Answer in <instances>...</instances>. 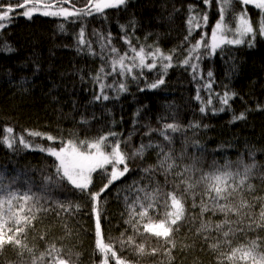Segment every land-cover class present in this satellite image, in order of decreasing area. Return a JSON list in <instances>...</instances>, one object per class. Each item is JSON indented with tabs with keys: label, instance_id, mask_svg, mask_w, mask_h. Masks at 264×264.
Wrapping results in <instances>:
<instances>
[{
	"label": "trees",
	"instance_id": "trees-1",
	"mask_svg": "<svg viewBox=\"0 0 264 264\" xmlns=\"http://www.w3.org/2000/svg\"><path fill=\"white\" fill-rule=\"evenodd\" d=\"M190 5L197 12H207L208 25L202 31L207 32L210 39L218 19L217 3L209 7L201 5L199 0H127L125 6L106 10L105 16L97 15L86 21V32H110L112 43L123 52L127 49L122 39L126 31L133 44L158 46L168 53L179 50L187 34ZM240 7L233 3L226 14V23L230 14L238 12ZM248 7L256 27L259 10ZM61 23L65 24L64 32L58 28ZM121 26H124L123 30ZM79 27V23H68L60 18L34 15L29 20L17 15L6 29L0 31V141L6 135L3 130L7 127L14 129L12 135L17 138L12 149L0 143V175L5 184L15 179V186L23 185L22 191L28 185L37 191L46 183L45 177L57 179L54 165L58 162L41 152V147L59 148L61 140L66 143L72 139L78 143L115 131L121 134L122 140L130 138L125 149L129 155L141 143L151 141L163 144L166 152L171 149L174 157L185 153L183 163L177 159L181 167L191 163L192 159H199L201 164L198 166L204 171L211 170L213 161L217 166L235 165L240 160L255 164L250 182L254 186V195L264 198V37L257 35L252 46L247 41L236 46L225 45L214 56L202 60L200 67L205 78L208 71L213 73V91L222 94L228 90L236 95L223 112L212 110L221 107L214 97L213 105L201 113V101L195 99L197 82L192 79L190 69L180 66L182 55L174 57V66L169 68L163 77L164 84L158 88L148 89L144 79L129 80L127 91L119 96L109 91V100H94L97 88L92 76L101 61L77 51ZM194 35L196 39L200 38L199 33ZM93 40V47L98 50L95 38ZM7 47L13 50L9 52ZM156 75L155 71L146 73L147 82L154 81ZM142 88L145 90L141 91ZM200 95L207 99L203 90ZM241 113H244V119H234ZM166 123L181 128L174 133L169 130L171 144L159 135ZM29 131L52 135L57 141L53 144L40 137H31ZM21 135L31 148L18 144ZM157 151L159 149H148L143 158L129 160L131 171L105 193L102 212L106 217L103 221L106 240L117 241L126 228V235H132V230L124 223L128 218L124 197L132 195L129 188L134 183L149 184L143 169L157 165ZM103 177L101 172L93 174L92 191H99L105 182ZM172 179L170 174L169 182ZM164 180L165 177L157 173L151 186L155 187L157 182L163 185ZM48 196L49 204L56 200L72 201L80 204L81 210L74 215L62 213L59 217L54 212H41L36 226L27 231L25 240L32 253L25 252L21 257L6 247L0 253V262L32 264L34 257L38 258L55 243L71 256L73 264H99L100 256L94 243V219L87 198L80 199L79 194L62 190L55 184H48ZM260 203H264V199ZM186 208L189 215L199 211L191 210L190 201ZM258 211L259 203L257 215ZM212 219L219 221L222 217L217 215ZM198 226L197 220L185 224L174 234L177 246L171 261L163 255L137 256L130 251H120L118 244L117 250L132 264H217L218 253L205 247L203 239L196 236ZM40 236L45 239L41 240ZM257 236L264 239V232L250 233L244 240ZM140 242L145 241L141 238ZM147 245L149 250L158 246L151 238Z\"/></svg>",
	"mask_w": 264,
	"mask_h": 264
},
{
	"label": "snow or ice",
	"instance_id": "snow-or-ice-1",
	"mask_svg": "<svg viewBox=\"0 0 264 264\" xmlns=\"http://www.w3.org/2000/svg\"><path fill=\"white\" fill-rule=\"evenodd\" d=\"M214 2L217 3L218 19L212 27L210 39L207 32L202 31L208 25L207 12H197L190 5L187 34L180 49H173L168 53L158 46L133 44L126 31L122 39L127 49L123 52L112 43L110 32H86V21L97 15L105 16L106 10L125 6L127 0H0V31L6 29L17 15L29 20L34 15H42L60 18L72 24L79 23L76 34L77 51L98 57L101 61L98 71L92 76V82L97 88L94 94L96 101L109 100V91L115 92L117 96L127 91L129 80L144 79L148 89L158 88L164 84L163 77L167 75L169 68L174 66V57L182 55L180 66L190 69L192 79L197 82L195 99L202 104L199 111L205 113L213 105L215 97L221 107L212 110L223 112L236 94L228 90L222 94L214 92L213 73L208 71L206 79L200 67L201 62L214 56L225 45H241L247 41L252 46L257 35L264 37V0H199L201 5L209 7ZM234 2L241 6L240 10L232 12L226 23V14ZM248 6L259 10L260 19L256 22V27L253 26ZM58 28L60 32H64L65 24H59ZM121 28L123 30L124 26ZM194 33H199L200 38L196 39ZM93 38L98 50L93 47ZM7 50L11 52L13 49L7 47ZM154 71L157 73L156 79L147 82L146 73ZM202 90L207 93L206 100L200 95ZM244 118V113L234 117ZM169 130L174 133L181 131V128L176 124L166 123L159 131L163 140L171 144ZM3 132L6 135L0 143L12 149L17 143V138L12 135L14 129L7 127ZM28 135L53 144L57 141V137L39 131H29ZM120 137L121 134L108 131L78 143L72 139L66 143L61 140L59 148L41 147V152H46L58 162L54 165V176L57 179L53 176L45 177L46 183L37 191H33L31 185L22 191L23 185L15 186V179L5 184L3 175H0V253L6 247L12 248L21 257L25 252L32 253L25 240L27 231L36 226L41 212H54L59 217L62 213L74 215L81 210V205L72 201L62 203L56 200L49 204L48 184H55L62 190L79 194L80 199L87 198L90 215L94 219V243L100 256L99 264H132L120 251H130L137 256L163 255L171 261L172 252L177 246L174 234L185 224L197 220L199 226L195 234L203 239L205 247L218 253L217 264H264V239L257 236L255 239L244 240L250 233L264 232V203H260L264 198L254 195V186L250 182L255 164H245L240 160L235 165L226 163L217 166L213 161L211 170L204 171L202 166H198L201 161L192 159L191 163L181 167L185 153H181L178 158L174 157L171 149L166 152L163 144L150 141L147 144L141 143L129 155L125 149L129 146L130 138L122 140ZM18 144L24 148L32 147L23 135L18 137ZM148 149H159L156 153L157 165L143 169L149 184L134 183L129 188L132 195L124 197L128 217L124 223L132 230V235H126V228L117 241L106 240L103 229L106 217L102 212L104 195L131 171L129 160L143 158ZM177 159L181 163H177ZM97 172L104 173L105 182L99 191H92L93 174ZM157 173L165 177L164 184L157 182L152 187L151 181ZM170 174L173 175L171 182L168 180ZM169 183L171 187H168ZM189 201L191 210H199L197 214H188L186 205ZM217 215L222 219L214 221L212 217ZM141 238L145 242H140ZM149 238L158 246L149 250ZM40 239L44 240L45 237L40 236ZM117 244L120 251L117 250ZM38 261L41 264H73L71 256L66 255L55 243L49 245L38 258L34 257L32 264H38Z\"/></svg>",
	"mask_w": 264,
	"mask_h": 264
},
{
	"label": "rangeland",
	"instance_id": "rangeland-1",
	"mask_svg": "<svg viewBox=\"0 0 264 264\" xmlns=\"http://www.w3.org/2000/svg\"><path fill=\"white\" fill-rule=\"evenodd\" d=\"M234 46H236V45H234Z\"/></svg>",
	"mask_w": 264,
	"mask_h": 264
}]
</instances>
